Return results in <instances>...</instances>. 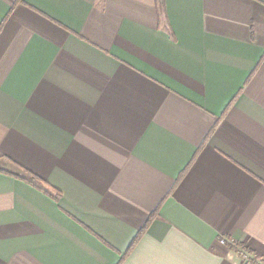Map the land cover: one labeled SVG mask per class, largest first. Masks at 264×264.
Instances as JSON below:
<instances>
[{"label":"crops","instance_id":"crops-1","mask_svg":"<svg viewBox=\"0 0 264 264\" xmlns=\"http://www.w3.org/2000/svg\"><path fill=\"white\" fill-rule=\"evenodd\" d=\"M0 264H264V0H0Z\"/></svg>","mask_w":264,"mask_h":264},{"label":"built area","instance_id":"built-area-1","mask_svg":"<svg viewBox=\"0 0 264 264\" xmlns=\"http://www.w3.org/2000/svg\"><path fill=\"white\" fill-rule=\"evenodd\" d=\"M219 243L222 245H227V244H230L231 242L226 237H220ZM238 253H239L241 261L246 263L250 257L249 253L247 251L245 252L242 249H239Z\"/></svg>","mask_w":264,"mask_h":264},{"label":"trees","instance_id":"trees-1","mask_svg":"<svg viewBox=\"0 0 264 264\" xmlns=\"http://www.w3.org/2000/svg\"><path fill=\"white\" fill-rule=\"evenodd\" d=\"M34 178V177H33Z\"/></svg>","mask_w":264,"mask_h":264}]
</instances>
